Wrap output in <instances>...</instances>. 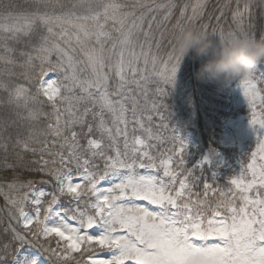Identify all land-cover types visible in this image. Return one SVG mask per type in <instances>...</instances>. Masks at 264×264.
<instances>
[{
	"label": "trees",
	"instance_id": "trees-1",
	"mask_svg": "<svg viewBox=\"0 0 264 264\" xmlns=\"http://www.w3.org/2000/svg\"><path fill=\"white\" fill-rule=\"evenodd\" d=\"M191 2L0 0V264H16L15 258L28 253H36L45 264H88L91 246L73 252L54 236L41 237L37 224L22 228L19 209L30 210L32 205L21 201L41 189L46 193L42 210L54 199L65 215H74L73 208L84 212L89 198L83 194L73 201L61 193L57 176L81 159L89 167L101 160L90 153L89 140L116 148L134 135L146 136L157 154L171 156L177 168L186 170L191 213L209 216L226 214L230 207L239 210L237 195L225 194L227 184L213 175L219 159L226 171L236 169L238 153L221 147L216 139L223 129L221 119L229 112L226 95L241 79L244 63L264 77V0H206L197 16L191 14ZM82 7L106 16V27L110 23L115 33L110 42L107 37L93 42L85 29L88 46L99 51L96 63H71L78 70L90 69L88 82L76 78L73 90L61 84L59 95L49 102L36 91L37 67L51 69L45 56H55L52 44L64 37V22ZM20 22L28 23V29L18 28ZM91 26L86 22L85 27ZM106 27L102 32L107 33ZM117 45L120 50L110 49ZM82 50H87L83 42L72 43L68 54L78 59ZM121 50L130 63L127 68L117 58ZM132 54L140 56L139 61L164 62L176 84L148 79L147 73L119 77L117 71L128 70L131 60H137ZM102 58L107 62L101 64ZM101 65L108 77L98 76ZM176 140L190 144L184 147ZM188 152H206L209 164L200 169L183 164ZM204 182L215 192L204 193Z\"/></svg>",
	"mask_w": 264,
	"mask_h": 264
},
{
	"label": "rangeland",
	"instance_id": "rangeland-1",
	"mask_svg": "<svg viewBox=\"0 0 264 264\" xmlns=\"http://www.w3.org/2000/svg\"><path fill=\"white\" fill-rule=\"evenodd\" d=\"M39 4H54L57 0H30ZM206 0H192L191 14L197 16L200 5ZM98 10L86 12L82 7L64 22V37L60 44H52L57 53L47 54L51 69L40 64L36 72L37 93L53 102L60 93L61 84L77 81L88 82L90 69H76L72 61L92 60L99 51L90 49L87 35L96 42L107 37L110 42L115 28ZM86 22L92 24L85 27ZM20 29L29 24L20 22ZM15 24V23H14ZM108 28V35L102 32ZM104 40V41H105ZM103 41V42H104ZM83 42L86 51L78 59L68 54L70 44ZM119 45V43H118ZM110 48L116 51L120 47ZM100 49V46L96 47ZM134 55V54H132ZM131 60L128 70L117 71L119 77L147 73L148 79H156L170 87L176 81L170 76L164 62ZM126 68L130 64L121 50L118 57ZM102 58L101 64L107 62ZM139 61V62H138ZM246 61L249 59L246 58ZM110 62V61H109ZM142 63L139 69L136 64ZM96 63V62H95ZM62 64L67 67L62 68ZM103 65L99 77H108ZM29 72V66H28ZM112 75V72H110ZM77 78V79H76ZM264 77L249 70V62L243 65L242 77L227 93L228 114L221 119L223 125L216 141L236 153L237 168L226 171L225 162L217 160L213 175L227 184L229 197L237 195L239 210L229 208L226 214L213 213L204 216L190 212L187 203L185 171L172 163L171 156L157 154L147 143L146 136L134 135L119 142L116 148H103L98 141L89 140L90 153L100 157L90 167L85 159L74 166H67L57 176L61 193L75 201L85 194L89 201L82 212L73 208L74 215H65L52 199L42 210L40 204L46 195L41 189L33 190L25 202L32 208L19 209L22 228L33 224L39 227L41 237L54 236L71 251L81 246H91L93 253L86 258L88 264H264ZM118 116V112L114 114ZM128 119L127 114H122ZM120 122H123L121 119ZM139 124V121H135ZM123 125H126L123 122ZM143 131V128L139 129ZM180 141L176 140L175 144ZM180 144L187 147L190 141ZM181 147L177 148V152ZM201 168L209 164L204 152L185 154L183 164ZM220 168L223 169L222 173ZM181 172V176L178 174ZM222 175V176H221ZM204 193L215 192L208 182L203 183ZM259 192L262 195H259ZM89 195V196H88ZM42 210V212H40ZM91 249V248H90ZM16 264H45L36 253L20 255Z\"/></svg>",
	"mask_w": 264,
	"mask_h": 264
}]
</instances>
